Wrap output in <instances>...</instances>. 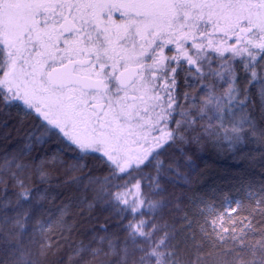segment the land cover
Instances as JSON below:
<instances>
[{"label": "snow or ice", "instance_id": "obj_1", "mask_svg": "<svg viewBox=\"0 0 264 264\" xmlns=\"http://www.w3.org/2000/svg\"><path fill=\"white\" fill-rule=\"evenodd\" d=\"M13 134L0 264H264V0H0Z\"/></svg>", "mask_w": 264, "mask_h": 264}, {"label": "trees", "instance_id": "obj_2", "mask_svg": "<svg viewBox=\"0 0 264 264\" xmlns=\"http://www.w3.org/2000/svg\"><path fill=\"white\" fill-rule=\"evenodd\" d=\"M179 86L183 88L182 78L180 79ZM20 146L22 145L20 144L19 137L13 134L9 141L0 142V152L5 148L11 151ZM195 163L197 165V170L195 174L191 176L194 190H209L213 185L220 186L226 183L224 178L227 175H234L247 169V161L237 163L231 153L218 152L211 147H208L205 151L200 153V158L195 159ZM253 171H258V169Z\"/></svg>", "mask_w": 264, "mask_h": 264}]
</instances>
